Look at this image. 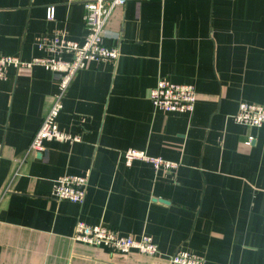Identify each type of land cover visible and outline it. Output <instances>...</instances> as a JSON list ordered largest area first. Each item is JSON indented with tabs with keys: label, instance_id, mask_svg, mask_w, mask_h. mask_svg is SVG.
Returning a JSON list of instances; mask_svg holds the SVG:
<instances>
[{
	"label": "crops",
	"instance_id": "obj_1",
	"mask_svg": "<svg viewBox=\"0 0 264 264\" xmlns=\"http://www.w3.org/2000/svg\"><path fill=\"white\" fill-rule=\"evenodd\" d=\"M84 13L69 0H0V53L40 55L43 34L81 41ZM108 29L118 60L80 70L58 117L80 141L30 149L58 74L11 67L0 80V264H169L180 247L205 264H264V125L232 117L240 100L264 104V0H128ZM162 76L194 84L193 112L154 106L148 91ZM128 148L181 164H128ZM66 172L89 173L83 203L52 195ZM78 220L150 234L160 253L75 241Z\"/></svg>",
	"mask_w": 264,
	"mask_h": 264
},
{
	"label": "built area",
	"instance_id": "obj_2",
	"mask_svg": "<svg viewBox=\"0 0 264 264\" xmlns=\"http://www.w3.org/2000/svg\"><path fill=\"white\" fill-rule=\"evenodd\" d=\"M81 2L85 7L83 16L86 34L83 40L68 38L64 34L53 37L43 34L37 40L40 55L24 59L14 54L0 53V80L7 79L9 70H31L34 66H42L58 74V88L53 95L52 104L42 118L30 143V149L43 152L45 142L57 140L76 142L80 135L71 134L60 128L58 117L63 109L64 98L75 75L86 68L91 61L116 62L121 54L118 45L109 43V38H120L108 29V23L114 11L126 4L128 0H69ZM48 19H54L55 9L48 8ZM148 97L154 106L165 111L191 113L195 110L197 91L191 82H175L166 77H159L156 84L148 91ZM235 121L248 126L264 125V104L248 100H240L237 111L232 114ZM255 139L249 135L247 144ZM3 142L0 141V152ZM126 163L133 160L149 162L155 170L172 172L177 170L180 162L163 156L149 154L144 149L128 148L124 151ZM89 182V173H63L54 182L52 195L57 199H67L83 203ZM73 239L92 246L105 247L110 252L127 255L136 250L145 255L155 256L160 253L157 242L147 233L136 237L124 234L115 227L103 223H92L78 220ZM169 264H205V256L191 249L178 248L169 258Z\"/></svg>",
	"mask_w": 264,
	"mask_h": 264
}]
</instances>
